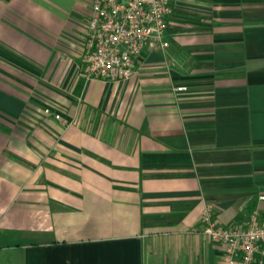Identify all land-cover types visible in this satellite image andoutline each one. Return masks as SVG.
I'll return each instance as SVG.
<instances>
[{
	"label": "crops",
	"instance_id": "obj_1",
	"mask_svg": "<svg viewBox=\"0 0 264 264\" xmlns=\"http://www.w3.org/2000/svg\"><path fill=\"white\" fill-rule=\"evenodd\" d=\"M92 1L0 0V264H229L201 220L264 224V0H177L126 81L87 75Z\"/></svg>",
	"mask_w": 264,
	"mask_h": 264
},
{
	"label": "built area",
	"instance_id": "obj_2",
	"mask_svg": "<svg viewBox=\"0 0 264 264\" xmlns=\"http://www.w3.org/2000/svg\"><path fill=\"white\" fill-rule=\"evenodd\" d=\"M176 2L93 0L87 38L88 77L111 81L132 78L135 62L146 50L169 45L165 34ZM201 221L211 240L223 245L229 264H264V224L258 210L246 225L224 227L215 218L213 207L207 205Z\"/></svg>",
	"mask_w": 264,
	"mask_h": 264
}]
</instances>
